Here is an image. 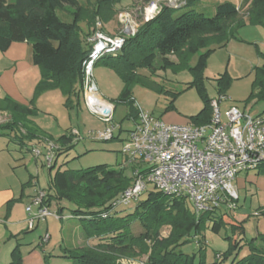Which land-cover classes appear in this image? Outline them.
Returning <instances> with one entry per match:
<instances>
[{
  "label": "trees",
  "instance_id": "16d2710c",
  "mask_svg": "<svg viewBox=\"0 0 264 264\" xmlns=\"http://www.w3.org/2000/svg\"><path fill=\"white\" fill-rule=\"evenodd\" d=\"M120 1L0 0V53H6L13 43L30 44L32 63L40 70L35 94L43 89H57L65 98L66 108L70 109L79 103L84 92L83 63L92 49L87 39L94 32L97 20L104 25L117 16L116 6ZM193 1L186 0L178 8L162 5L153 19L140 24L133 35L124 36L118 52L101 57L104 65L114 70L125 83L117 102H131L130 85L135 82L137 68L152 70L157 57L162 68H166L174 66L175 61H188L196 56L191 71L203 108L189 119V123L194 126L210 123L212 99L201 81L206 60L215 49L224 47L233 38V30L243 26L245 19L250 24L264 22V0H243L242 6L246 10L242 16L239 7L231 2L217 4L211 18L190 9L181 14L175 13L179 8L190 6ZM67 7L70 22L62 21L57 15L58 11ZM81 19L87 22L85 32L78 26ZM102 31L105 32L103 28ZM170 56L176 60H170ZM257 71L259 79L256 84L262 88L264 66ZM227 86V81L219 83L218 96H225ZM0 111L6 112L9 118L0 124V136L14 132L18 144L25 141L23 138L51 141L57 145L54 160L73 146L68 133L54 139L33 128L28 119L34 114L32 109L7 99L6 106ZM137 114L132 117L133 121L137 119ZM131 181L130 174L126 169H120L119 165L117 168L98 165L77 171L57 170L50 178L42 204L49 208L53 202L68 204L71 216L78 218L88 238L99 241L92 247L64 249L61 258L67 259L68 264H117L118 259L140 253L146 254V264H264V234H258L244 244L248 248L246 256L239 260L231 259L242 247L240 237L244 234V220L230 219L227 212L219 210L220 207L197 215L183 199L150 192L143 201H136L131 213L119 216L121 212L113 209L112 204ZM62 209L57 208L59 216ZM134 222L142 228L138 236L130 231ZM164 227L169 230L167 236L162 237L160 232ZM225 228L232 232L231 237L225 236L229 240V248L223 253L215 252L213 261L207 263L204 233L219 234ZM192 242L198 245V255L181 251L182 246ZM9 264H23L18 248L12 251Z\"/></svg>",
  "mask_w": 264,
  "mask_h": 264
},
{
  "label": "rangeland",
  "instance_id": "374dc122",
  "mask_svg": "<svg viewBox=\"0 0 264 264\" xmlns=\"http://www.w3.org/2000/svg\"><path fill=\"white\" fill-rule=\"evenodd\" d=\"M135 1L137 0H121L119 5L126 6L132 4V6L129 9L121 10L118 16L122 13H129V11L133 13L136 6L134 5ZM142 1L144 4H147V1ZM236 1L194 0L190 6L179 8L175 13L181 14L190 9L196 13L203 14L207 18H211L214 16L217 4L223 2L234 3ZM238 1L237 6L242 16L245 13L246 7L242 6L240 0ZM185 2L186 0H180L176 4L180 6L181 3V6H183ZM68 10L69 8H65V10L57 12L59 18L64 22L71 21ZM132 13H129V16L134 21H140V15L134 19ZM118 16L104 24L111 36L119 33L124 26L121 17L118 18ZM78 26L82 32H85L87 29L86 20L81 19ZM233 36L257 43L254 41V38H263L264 25L261 23L250 24L248 19H245L243 26L233 30ZM4 55L5 53H0V65H9L8 58ZM169 59L176 60L173 56H170ZM103 61L100 58L94 64L92 84L95 86L96 93L100 94L104 100L107 99L108 102L114 100L111 103L114 107L111 124L118 126V129L115 130L113 139L110 141L91 140L87 137V132L102 129L109 124L103 122L96 114L92 113L83 98L80 99L76 106L69 109L66 108L65 98L59 90L43 89L35 94V85L30 96L24 93L27 101L26 104L13 101L33 110L34 114L28 117L29 120L31 119L32 121V119L38 117L39 122L48 123L54 139L59 138L62 133L69 134L73 129L77 130L80 135V139L77 142H73V146L70 149L55 158L53 168L51 169H49L45 162L44 156L35 157V161L37 162V178H34L32 182L34 188L36 186L38 188L48 189L50 178L57 170L77 171L98 165L117 168L118 165H122L124 163V156L121 153V149L126 142V132L133 127L134 121L132 117L139 110L147 112L154 119L166 124H184L189 122V119L196 116L203 108V102L198 92V85L194 82L195 78L191 71L196 62V56L188 61H175L174 66L166 68H162L161 60L157 57L153 63L152 70L146 67L137 68L135 82L130 85V103L116 101L125 89V83L114 70L105 66ZM240 63L239 59L230 57L225 48H217L209 55L206 60V65L201 72V81L207 95L211 99L217 98L219 83L223 84L225 81L228 82L225 90L227 100L220 103L221 114L225 110L226 103L238 107L244 114H249L250 112L245 108L250 106V102L255 96L254 91L259 89L256 84V67L252 69L250 65H239ZM0 72L2 73L3 71L0 70ZM45 94L47 96H43ZM7 99L11 100L0 83V108L6 106ZM259 104L261 105L262 102H258L257 106ZM8 119L5 114L0 113V124L5 123ZM9 135L13 138L15 133L11 132ZM9 135L0 137L8 139ZM23 140H27V138H23ZM37 140L42 141L41 139ZM15 143L18 142L16 141ZM37 150L41 151L40 146H38ZM53 154L55 155L54 152ZM125 169L129 171L128 168ZM258 172L260 176H256L259 177L256 183L246 182L244 187L238 191L236 190L237 200L234 202L235 208L233 210H229L224 206L219 208L222 212H227L228 217L234 221L244 220V234L240 237V246L242 247L231 259L235 258L239 260L246 256L248 254V248L244 244L258 234H264V167L260 166L251 174H257ZM32 173L34 175L36 174L34 170ZM238 176H245L244 172L239 173ZM150 192L155 193L158 191L152 185L148 184L146 190L139 196L137 202L143 201ZM135 204L136 202L129 206H119L117 208L121 212L119 216L131 213ZM188 207L190 208V206ZM47 225L51 235L48 246L50 249L57 247L62 235L65 237L66 242H71L73 230L78 235L73 239V249L74 247H92L99 242L97 239L88 238L77 219H71L68 222L62 221V224L59 221L49 219ZM168 230L169 228L167 227L162 228L160 232L161 236H167ZM130 231L134 236H138L142 233V228L138 222H134L130 226ZM225 236H232L230 229H222L219 234L210 231L204 233L206 243L204 257L207 263L213 261L215 252L223 253L229 248V240L225 239ZM197 250L198 245L194 242L181 247V251L188 255H198ZM49 260L48 264L69 263L67 259L61 257H49ZM146 261V254L140 253L137 256L131 255L130 257L118 259L117 264H146Z\"/></svg>",
  "mask_w": 264,
  "mask_h": 264
},
{
  "label": "built area",
  "instance_id": "2783aa9c",
  "mask_svg": "<svg viewBox=\"0 0 264 264\" xmlns=\"http://www.w3.org/2000/svg\"><path fill=\"white\" fill-rule=\"evenodd\" d=\"M141 10L137 11L140 21H134L129 13H122L124 26L114 36L102 31L103 25L96 21L95 30L88 37L92 49L83 63L84 92L83 100L91 111L88 94L95 86L92 84V70L96 61L105 54L118 52L124 42V36H131L137 27L153 19L162 5L178 8L180 0H145ZM139 21V23H137ZM107 109L110 103L95 98ZM225 96L212 99L210 123L203 126L184 124H166L154 119L147 112L138 111L133 127L126 132V142L121 149L124 163L120 169H129L131 184L112 204L113 209L129 206L136 202L146 190L148 184L158 192L171 198L183 199L190 204L195 214L215 210L221 206L229 210L235 208L237 193L233 187L235 177L242 172L255 171L264 165V111L256 116L242 113L235 106H229L221 114L220 103ZM96 114V113H94ZM109 124L102 129L87 132L91 140L110 141L118 126L111 124L109 117L96 114ZM73 142L80 139L75 129L69 132ZM44 160L50 167L54 162L53 152L57 145L45 140ZM35 156L40 151H33ZM45 192L37 190L30 203L25 206L26 227L32 230L36 224L48 218L61 217L42 204ZM47 235L45 239H47Z\"/></svg>",
  "mask_w": 264,
  "mask_h": 264
},
{
  "label": "crops",
  "instance_id": "0c3cea01",
  "mask_svg": "<svg viewBox=\"0 0 264 264\" xmlns=\"http://www.w3.org/2000/svg\"><path fill=\"white\" fill-rule=\"evenodd\" d=\"M11 1L6 0V2ZM240 1L242 4L243 0ZM79 2L82 3L83 0ZM238 3V0L234 2L236 6ZM134 5H136L134 12L129 11V13H132L135 19L138 18L137 11L143 8L144 2L137 0L134 2ZM131 6L132 4L126 6L118 4L116 7L119 13L123 9L131 8ZM261 24L264 25V22ZM103 29L105 33H110L104 25ZM254 41L259 42V44L233 36L223 48L227 50L230 57L240 60L241 63L239 65H250L252 69L256 67V75L259 76L257 69L264 66V36L263 38H254ZM4 56L8 58L10 64L0 65V70L3 71L2 73L0 72V83L12 101L26 104L27 101L24 93L30 96L33 87L40 80V70L31 60V46L26 42L13 43ZM257 79L259 77H256ZM262 82H264V79H262ZM258 87L259 89L254 91L255 96L251 100L250 106L245 108L250 112L246 115L256 116L264 111V87ZM46 94L43 96H47ZM97 95L101 100L108 102L100 94L97 93ZM258 102H262V104L257 106ZM229 106H231L230 103H226L225 109ZM236 108L239 109L238 107ZM0 113L8 117L6 112L0 111ZM31 124L33 128L53 138L48 123L39 122L38 117H35L32 119ZM17 140L16 136L11 138L9 135L8 139L0 137V264L10 263L11 253L15 248H18L23 264H45V262L48 264L50 261L49 257L59 258L62 256L64 249H73V239L78 236L73 230L71 242H66L65 237L62 235L61 241L56 248H48L51 240L47 225L48 220L52 219L62 224V221L68 222L71 219L78 220V218L71 216L68 204L53 202L50 206L51 210L56 212L58 207L63 208L60 216L61 219L48 218L45 222L36 224L32 230L27 229L25 206L30 203L37 190L48 192V189L36 186L34 188L32 185L34 178H37V162L35 161V157L44 156L46 150L44 140L38 141L37 138H33L25 140L22 144L15 143ZM38 146L41 148V154L35 156L33 151L37 150ZM33 170L36 172L35 175L32 173ZM252 172H244L245 176L237 175L235 177L233 181L235 190L238 191L244 187L246 182H257V178L259 177L256 176H260V173L252 175ZM127 173L129 174V171ZM34 184L36 185V183ZM46 235L48 236L47 239H45Z\"/></svg>",
  "mask_w": 264,
  "mask_h": 264
},
{
  "label": "water",
  "instance_id": "95a60500",
  "mask_svg": "<svg viewBox=\"0 0 264 264\" xmlns=\"http://www.w3.org/2000/svg\"><path fill=\"white\" fill-rule=\"evenodd\" d=\"M113 111V107L111 108ZM111 110L107 109L105 106L98 107V105L92 104L91 105V112L96 113L102 117H109L111 115Z\"/></svg>",
  "mask_w": 264,
  "mask_h": 264
},
{
  "label": "bare ground",
  "instance_id": "6f19581e",
  "mask_svg": "<svg viewBox=\"0 0 264 264\" xmlns=\"http://www.w3.org/2000/svg\"><path fill=\"white\" fill-rule=\"evenodd\" d=\"M88 97H89L90 101H92L93 103L95 102L94 103L95 105H98V107H103V104H100V103L96 102L97 100L95 98H97V99H99V98L96 96V94L94 93L93 89L88 94Z\"/></svg>",
  "mask_w": 264,
  "mask_h": 264
}]
</instances>
